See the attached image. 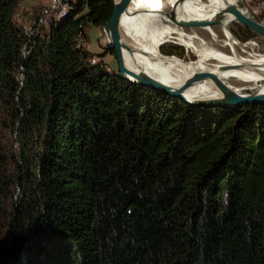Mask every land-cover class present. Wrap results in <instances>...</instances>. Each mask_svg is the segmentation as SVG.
Returning <instances> with one entry per match:
<instances>
[{
  "label": "trees",
  "instance_id": "trees-1",
  "mask_svg": "<svg viewBox=\"0 0 264 264\" xmlns=\"http://www.w3.org/2000/svg\"><path fill=\"white\" fill-rule=\"evenodd\" d=\"M21 1L0 0V264H264V106L191 108L91 66L78 44L113 0L35 38Z\"/></svg>",
  "mask_w": 264,
  "mask_h": 264
},
{
  "label": "bare ground",
  "instance_id": "bare-ground-1",
  "mask_svg": "<svg viewBox=\"0 0 264 264\" xmlns=\"http://www.w3.org/2000/svg\"><path fill=\"white\" fill-rule=\"evenodd\" d=\"M239 2L242 0H133L120 21L122 41L130 49V54L122 51L126 68L170 87H178L198 75H209L238 95L248 96L246 90L263 95L264 55L253 43L238 51L243 46L231 29L238 19L229 13L220 18V25L211 24L226 6L238 9ZM153 3L157 6L153 7ZM194 21L208 24L182 26ZM219 35L230 50L218 47ZM170 41L185 47L188 55L183 59L164 56L161 46ZM183 96L191 102H207L222 99L223 92L209 79L187 88Z\"/></svg>",
  "mask_w": 264,
  "mask_h": 264
},
{
  "label": "water",
  "instance_id": "water-1",
  "mask_svg": "<svg viewBox=\"0 0 264 264\" xmlns=\"http://www.w3.org/2000/svg\"><path fill=\"white\" fill-rule=\"evenodd\" d=\"M114 1V12L112 18L103 27V32L108 38V48L115 52V57L118 63V78L124 82H127L131 86L139 87L141 89L150 90L156 93H160L170 98L179 100L191 108H218L224 110H237L245 106L261 105L264 106V94L263 95H248L241 96L230 89L225 87L218 79L209 75H198L193 80L184 83L178 87H170L161 82H158L149 76L141 73L129 70L124 64V58L122 51L126 50L130 54V49L124 44L120 34V21L122 16L127 13L128 8L133 0H118ZM243 6V2L238 3ZM233 14L237 19L238 23L243 25L245 28L250 30L257 36L264 38V25L250 19L243 15L238 9L233 6H226L218 20H215L211 24L220 25V18L227 14ZM208 23L203 22H184V27H201ZM212 80L223 92V98L219 100H211L207 102H191L183 96V92L199 82L205 80Z\"/></svg>",
  "mask_w": 264,
  "mask_h": 264
},
{
  "label": "rangeland",
  "instance_id": "rangeland-1",
  "mask_svg": "<svg viewBox=\"0 0 264 264\" xmlns=\"http://www.w3.org/2000/svg\"><path fill=\"white\" fill-rule=\"evenodd\" d=\"M50 1H48V4L44 7H48L50 5ZM243 2V6H238L237 8L246 13L247 15H249L252 19H254L257 22H260L264 25V0H242ZM44 10V9H43ZM42 10V11H43ZM41 11V10H40ZM41 11V12H42ZM36 13V17H38L40 15V13ZM39 14V15H38ZM14 21L16 22L17 25H19L21 28H24L25 31H29V28L31 26H33V24L37 21L36 18H33L30 21H23L22 20V16H19L18 14L15 15L14 17ZM47 24V23H46ZM50 25V24H48ZM231 29L232 32L234 34V36L237 38V41L239 43L242 44V48L238 47V51H242L244 50V48L248 45V43H253L255 44V46L258 47V52L262 55H264V38L261 36H256V38L254 39H250L248 41H244V38L247 36V28H245L243 25H241L240 23H233L231 25ZM42 30H44V33H46L48 31V28H45V24L42 27ZM221 34V32H220ZM86 37L87 39L82 40L81 42V46L87 50L88 45L90 47L89 49V53L92 55L90 58H94L96 57L99 61H97V65H104L105 69L110 73V74H116L118 75V63L116 60V55L114 53V55H112L109 52V48H108V38L106 37L105 33L103 32V28H94L91 27L89 29L86 30ZM209 38V36H208ZM224 37L222 35H219V42H218V47L222 48V49H226L228 48V50H230V48L228 46H226V42L225 39H223ZM206 39V38H205ZM244 42H243V41ZM222 41V42H221ZM221 46H225L221 47ZM97 50H104L103 54L105 55L102 59H99L95 54ZM219 50V49H218ZM220 51V50H219ZM222 51V50H221ZM161 52L164 56L166 57H174V58H178V59H183V57L188 55V51L187 49H185V47L181 46V45H177L174 44L172 41H170L169 43H165L161 46ZM166 55H165V54ZM172 54L175 53L176 55H168V54ZM194 59V58H192ZM246 94L248 95H252L250 93V91L246 90ZM1 205L7 206L6 202L2 203ZM4 226H5V222L0 224V238L1 235L4 234ZM2 244V241L0 239V245Z\"/></svg>",
  "mask_w": 264,
  "mask_h": 264
},
{
  "label": "built area",
  "instance_id": "built-area-1",
  "mask_svg": "<svg viewBox=\"0 0 264 264\" xmlns=\"http://www.w3.org/2000/svg\"><path fill=\"white\" fill-rule=\"evenodd\" d=\"M70 10V0H51L50 5L41 12V14L36 19L37 21L29 28V37H39L43 31L42 27L44 24L46 27L50 23H57L63 20L69 14ZM78 46L82 47L81 42H79ZM24 55L26 56L27 52L24 51ZM97 61L98 60L96 58H92L90 63L92 66H95L97 65Z\"/></svg>",
  "mask_w": 264,
  "mask_h": 264
},
{
  "label": "crops",
  "instance_id": "crops-1",
  "mask_svg": "<svg viewBox=\"0 0 264 264\" xmlns=\"http://www.w3.org/2000/svg\"><path fill=\"white\" fill-rule=\"evenodd\" d=\"M48 1L49 0H22L18 6L16 14L22 16L23 21H30L33 18H36V13L41 12L48 4ZM89 49L90 47L88 45L87 50L89 51ZM101 53L102 50H97L95 55H99Z\"/></svg>",
  "mask_w": 264,
  "mask_h": 264
},
{
  "label": "clouds",
  "instance_id": "clouds-1",
  "mask_svg": "<svg viewBox=\"0 0 264 264\" xmlns=\"http://www.w3.org/2000/svg\"><path fill=\"white\" fill-rule=\"evenodd\" d=\"M71 1H72V0H70V3H71ZM70 5H71V4H70ZM44 9H45V8H44ZM40 14H41V13H40ZM37 18H38V17H37ZM37 18H36V19H37ZM65 18H66V17H65ZM61 21H62V20H61ZM59 22H60V21H59ZM59 22H57V23H59ZM53 23H55V22H53ZM51 24H52V23H50V25H51ZM46 27H49V25L46 26ZM43 33H44V30L42 31L41 35H42ZM41 35H40V36H41ZM40 36H39V37H40ZM80 42H82V40H81ZM103 52H104V50H102V53H101V54H103ZM99 55H100V54H99ZM96 56H98V55H96ZM94 58H96V57H94ZM98 58H99V57H98ZM91 59H92V58H90V60H91ZM96 59H97V58H96ZM99 59H100V58H99ZM90 60H89V62H90ZM97 60H98V59H97ZM98 61H99V60H98ZM90 64H91V63H90ZM100 65H101V64H100ZM91 66H92V65H91ZM95 66H97V65H95ZM102 66L105 67L104 65H102Z\"/></svg>",
  "mask_w": 264,
  "mask_h": 264
},
{
  "label": "snow or ice",
  "instance_id": "snow-or-ice-1",
  "mask_svg": "<svg viewBox=\"0 0 264 264\" xmlns=\"http://www.w3.org/2000/svg\"><path fill=\"white\" fill-rule=\"evenodd\" d=\"M157 3H158V0H157ZM157 3H153V7L157 6Z\"/></svg>",
  "mask_w": 264,
  "mask_h": 264
}]
</instances>
